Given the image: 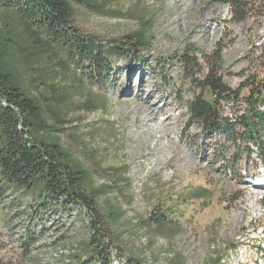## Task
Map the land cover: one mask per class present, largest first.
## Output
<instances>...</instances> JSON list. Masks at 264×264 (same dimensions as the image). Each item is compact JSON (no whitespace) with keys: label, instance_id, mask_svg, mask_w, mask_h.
<instances>
[{"label":"rangeland","instance_id":"obj_1","mask_svg":"<svg viewBox=\"0 0 264 264\" xmlns=\"http://www.w3.org/2000/svg\"><path fill=\"white\" fill-rule=\"evenodd\" d=\"M102 5L93 10L74 3L75 26L99 41L123 40L142 14L154 23L141 61L134 56L114 60L103 76L87 84L85 97H101L102 109L82 111L78 106L85 97L77 96L69 111L73 123L62 134V142L89 170L94 188L111 186L99 198L101 207L112 204L120 212L107 230L112 248L107 247V260L264 264V190L247 182L264 168L254 156L229 158L235 146L224 134L203 136L188 119L191 89L181 62L191 47L205 53L220 47L223 81L230 88L248 73L264 78L255 62L264 43V8L237 23L227 4L214 0H105ZM140 84L144 93H153L157 107L168 103L147 124L140 112ZM203 95L211 98L208 90ZM223 147L229 150L222 154ZM223 155L234 164L232 174L221 167ZM244 170L239 181L235 176ZM70 209L43 212V234L25 251L17 237L28 222L26 213L0 206V264H75L72 255L84 258L88 215L81 205ZM156 215L167 222L154 226L150 218Z\"/></svg>","mask_w":264,"mask_h":264},{"label":"trees","instance_id":"obj_2","mask_svg":"<svg viewBox=\"0 0 264 264\" xmlns=\"http://www.w3.org/2000/svg\"><path fill=\"white\" fill-rule=\"evenodd\" d=\"M214 1L226 3L230 19L237 23L251 11L264 8V0ZM102 2L0 0V206L10 213H26L28 222L17 237L18 247L25 251L43 234V212L51 207L68 211L73 205L83 206L89 235L82 244L85 257H71L75 264L93 260L94 264H110L107 230L120 212L112 204L100 206L99 198L109 193L110 184L94 188L87 167L62 142L64 130L73 123L69 111L77 96L85 97L87 84L103 76L114 60L134 56L141 61L153 35V20L143 14L123 40L106 42L84 35L74 24V3L101 10ZM257 60L264 70V43ZM181 62L191 89L185 106L188 119L203 136L224 134L235 146L229 158L237 161L241 155L254 156L264 168V78L248 73L237 88H230L223 81L220 47L208 53L191 47ZM72 69L83 76L71 73ZM204 90L210 99L204 97ZM101 101V97L88 96L78 107L94 112L102 109ZM228 150L223 147L221 153ZM224 156L221 167L232 174L234 164ZM245 176L246 172H240L235 177L243 181ZM163 217L156 215L150 223L164 225Z\"/></svg>","mask_w":264,"mask_h":264},{"label":"bare ground","instance_id":"obj_3","mask_svg":"<svg viewBox=\"0 0 264 264\" xmlns=\"http://www.w3.org/2000/svg\"><path fill=\"white\" fill-rule=\"evenodd\" d=\"M143 91H144L143 84H140L138 86V90H137V94L141 95V97H142L141 98L142 103L140 105L141 106L140 112L142 115L141 116L142 119H144L146 124H147L150 122H154V120L157 118V115L166 109V107L168 106V103L165 101L164 105H163L164 108L161 109V108L157 107V105H156L157 99L154 97L153 93H151V92L144 93ZM168 119H169V117H168ZM160 124H162V123H160ZM157 128H159V127H157ZM247 182H248V185L249 184L252 185V187L254 189L256 188L259 190H264V172L258 173L255 176H250L248 178Z\"/></svg>","mask_w":264,"mask_h":264}]
</instances>
